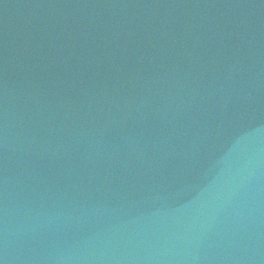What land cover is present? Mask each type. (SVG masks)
Wrapping results in <instances>:
<instances>
[{
	"label": "water",
	"instance_id": "obj_1",
	"mask_svg": "<svg viewBox=\"0 0 264 264\" xmlns=\"http://www.w3.org/2000/svg\"><path fill=\"white\" fill-rule=\"evenodd\" d=\"M0 264H264V0H0Z\"/></svg>",
	"mask_w": 264,
	"mask_h": 264
}]
</instances>
